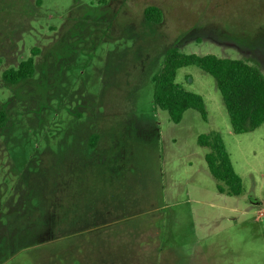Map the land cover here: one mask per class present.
<instances>
[{
    "label": "rangeland",
    "instance_id": "374dc122",
    "mask_svg": "<svg viewBox=\"0 0 264 264\" xmlns=\"http://www.w3.org/2000/svg\"><path fill=\"white\" fill-rule=\"evenodd\" d=\"M170 47L264 73V0H0V264H264V123L234 133L195 65L176 81L207 119L190 108L173 122L153 101ZM34 48V76L5 84ZM212 131L239 195L219 190L198 144Z\"/></svg>",
    "mask_w": 264,
    "mask_h": 264
},
{
    "label": "trees",
    "instance_id": "16d2710c",
    "mask_svg": "<svg viewBox=\"0 0 264 264\" xmlns=\"http://www.w3.org/2000/svg\"><path fill=\"white\" fill-rule=\"evenodd\" d=\"M144 15L154 24L163 18L161 8L156 5L147 6ZM38 51V48L32 49V56L21 61L18 67L6 69L3 72L5 84L15 86L32 78L36 70L34 56ZM188 65H195L215 78L234 133L249 132L264 123V73L257 64L213 53L186 54L177 47H170L161 68L153 76V101L157 107L168 111L173 122H180L190 108L198 110L207 119L204 96L176 81L178 69ZM9 116L8 110L0 107V130L8 124ZM96 138L97 135L91 137L92 145ZM198 144L209 148L205 160L211 174L224 184L219 190L229 195L241 194L242 177L234 167L222 136L215 131L202 133L198 136Z\"/></svg>",
    "mask_w": 264,
    "mask_h": 264
}]
</instances>
